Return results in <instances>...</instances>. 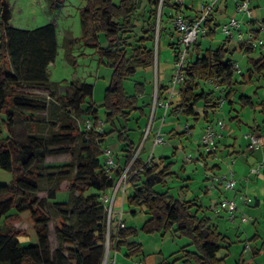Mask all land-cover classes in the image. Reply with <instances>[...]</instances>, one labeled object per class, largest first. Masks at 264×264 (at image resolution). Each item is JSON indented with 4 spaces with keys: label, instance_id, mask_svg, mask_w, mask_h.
Here are the masks:
<instances>
[{
    "label": "trees",
    "instance_id": "obj_1",
    "mask_svg": "<svg viewBox=\"0 0 264 264\" xmlns=\"http://www.w3.org/2000/svg\"><path fill=\"white\" fill-rule=\"evenodd\" d=\"M49 1L48 8L53 13L59 0ZM81 2V36L75 42L93 49L98 63L111 71L103 99L104 123L108 130L101 134L80 127L76 122L77 117L92 118L95 125L99 121L93 102L94 86L86 82L71 83V93L58 95L57 83L49 78V66L59 49L55 26L46 23L33 30L14 28L10 25L9 0H0V169L12 175L8 185L0 186V264H102L107 214L100 197L113 189L128 165L130 173L125 192L131 193L125 199L126 204L132 216L143 211L147 220L139 229H122L117 241L110 234V248L115 246L116 252L124 249V256L132 259L142 253L141 245L131 240L139 232L171 234L188 240L178 251L184 264H224L225 258L219 257V253L230 243L227 235L203 214L205 209L212 211V208H204L196 200L181 201L171 196L168 181L177 176L171 171L174 164L168 161L171 157L155 160L151 154L149 159L143 160L149 133L140 148L128 135L141 130L139 122L146 119L151 105L143 98L151 96L152 89L148 90L151 82L145 77L134 80L130 92L125 82L157 63L158 50L155 54L153 47L156 23H161L163 10L167 19L173 20L176 14L186 19L185 0L183 6L170 5V0ZM168 7L174 13L169 14ZM213 11L214 6L202 22L205 28L213 22ZM261 27L264 28V19ZM251 32L254 36L260 33L259 28ZM168 34L171 35L170 30ZM209 34L213 36V29ZM229 40L230 37H226L224 44L205 50L194 43L195 61H188L184 68L179 100L171 101L173 108L166 111L169 116L198 120V109L203 121L209 124L223 101L232 107L235 87L242 83L235 79L232 55L236 51L228 49ZM175 44L169 42V47L173 50ZM238 51L246 55L253 52L250 45L243 44ZM65 56L72 61L70 53ZM249 63L251 68L241 74V78L251 82L254 72L264 78V56L249 59ZM156 85L159 97L164 98L170 91L169 84L161 85L157 78ZM40 90H48V98L31 92ZM237 101L241 109L255 107L250 97L243 94L237 95ZM259 107L263 117L261 125H264V101ZM45 112L50 113L54 123H35L36 114ZM129 120H135L137 127L129 128ZM20 124L24 127L18 131ZM108 133L115 134L119 143H126L122 168L110 172L105 171L102 159L103 137ZM59 155H70L71 161L60 166L45 163L47 157ZM62 181H67L70 189L81 195L71 196L67 203H54V214L50 215L37 194L43 190L44 183L47 199L53 200ZM25 213L36 234L35 245L21 246L19 237L25 232L12 227ZM50 222L59 242L54 253H51L48 237ZM259 253V249H251L253 257Z\"/></svg>",
    "mask_w": 264,
    "mask_h": 264
},
{
    "label": "rangeland",
    "instance_id": "obj_2",
    "mask_svg": "<svg viewBox=\"0 0 264 264\" xmlns=\"http://www.w3.org/2000/svg\"><path fill=\"white\" fill-rule=\"evenodd\" d=\"M159 1L162 2V0ZM175 1L176 0H170V5ZM49 2H50L49 0H9L10 6H12V18L10 21V25L16 28L34 29L46 24L49 21L52 22V24L55 26L57 31V40H58L59 49L54 62L49 66V70H48L49 78L52 82L57 83L55 90L58 95L71 93L72 90L69 86L71 83L80 84L86 81L87 83L92 84L94 86L93 102L95 103L98 110L99 121L103 123L102 133H106L108 127L104 123L105 110L103 107V99H104V91L108 86L110 80L111 71L105 65L98 63V55L93 49L84 46L82 42H74L75 39L74 37L75 36L77 37V35H79L80 32L79 10L82 8L83 2H81V0H59L57 9L53 13L49 11L48 8ZM248 2L251 7L252 5L257 6L260 4L262 5L264 4V0H255ZM168 8H170L169 14L174 13L171 7ZM230 11H235V10L230 9ZM165 13L166 10H163L161 23L159 24L158 21V23H156L157 27L155 28L156 33H155V41L153 42V47L155 50V54L157 53L158 50L157 63L154 64V67H152V69H149L146 72H138L133 80L131 79L126 81L125 88L129 92L132 91L135 82L134 80L140 79V76L145 77V79L148 82H151V87L149 86L150 88L148 89L149 91L150 89H152L151 96H144L143 98V100L148 99L151 105L148 106L146 119H142L139 122V125L143 131L140 130L139 133L135 136H134L135 132H130L131 133L130 138L133 141H135L137 144H139V148H140L144 143V139L146 138L145 131H147V128H149L150 126L148 139L144 144V150L147 158L149 159L150 155L152 154L155 160H157L161 157H166V156L171 157L172 156L171 154L177 152L171 158L172 162L174 163L171 171L173 173H179L178 171L182 170L184 167L186 168L190 167L191 163L186 162L187 158H192L193 160L198 158L195 157L194 151H191V149H189L190 145L187 144V147L185 146H186V141L190 140L192 144L195 145L193 150L198 148L200 138L202 135V134L200 135L201 129L203 124H205V122L201 118V110L198 109H197V113H199L200 115V118L198 120H194L193 118H189L187 120L185 118H180L179 120H176L175 118H171V116H169L167 112L163 113L162 109L159 108L156 109L155 118L151 122L150 116L153 106V89L154 86L156 85L157 78H159V83H161L162 80L167 82L168 80L171 79L174 59H173L172 49L169 47V42L174 41L176 43L178 37L176 31H174L173 20H171L170 18L167 19ZM228 21L219 25L216 30L217 34L212 37L211 35L210 36L205 35L206 37L205 38L202 35V33L198 35L196 44L200 45L201 50H205L209 46L211 48H216L226 38V36L222 33L220 29ZM159 27L160 29L158 30ZM169 30L171 31V35L168 34ZM159 31L160 34L157 35ZM131 39L133 38L130 37L129 41H131ZM193 46L194 44H192L191 50L187 55L188 59H190V57L193 54L195 55V53L193 52L194 51ZM65 53H70L72 55L73 57L72 61L66 58ZM232 59L235 61V63L239 66L241 70L246 69V58L244 53L237 50L236 52L233 53ZM245 88H246V93L251 96L253 95L255 89L258 91L259 98L255 97L256 102L264 99V79L259 80V83L257 81H253L249 85H246ZM31 92L38 94L42 97L48 98V92H49L48 90L31 91ZM236 108H238L237 110L240 111V106H238L237 104H236ZM239 114H241L243 118L251 116V113L249 114L248 109L239 112ZM256 114L258 121L260 120L259 122H261L262 117L260 111L256 110ZM213 118L214 121L211 124L215 126L216 123L218 122V120L216 121V119H220L221 121L223 118L226 123L229 122L228 117H225L224 115L222 116V113L220 111H218ZM85 120L86 119L82 117L76 118L77 124L80 127L82 126L83 128H84ZM35 121H36L35 123L37 124H41L42 122L48 124L54 123V121H52L51 119L49 112L37 113L35 116ZM134 122L135 120H129L128 122L129 128L134 129L137 127ZM35 123L33 122V124ZM185 125L189 127V130L186 131L184 130L183 127ZM160 126L162 127V131L166 132V135H164V143L159 145H154L152 144L153 136L155 135L157 129ZM250 126L253 125L248 126L244 124L242 126V130L237 133L240 134L238 136L239 142H241L242 148L245 149L247 146V141L243 137L248 130H252ZM23 127L24 126L20 124L17 126V130L19 131ZM34 127L36 126L34 125ZM29 128L30 127L27 126V129ZM171 130H174L173 137L167 135ZM179 131L180 133L182 132V134H179L178 136L177 133H179ZM142 133L144 134L143 137L141 136ZM116 139H117L116 135L114 136L113 133L112 134L108 133L107 135H104L103 145H102L103 149H107L111 153V155L113 156L114 163H116L117 161L116 157L114 156L117 150L116 149L117 146L114 144H116L115 142H118ZM222 145H224V141L222 142L221 146ZM200 148L203 151V155H205L208 158L206 151L202 145H200ZM223 159L224 161L222 162V168L225 169H222V172L224 173L228 171L230 167L234 173L237 172L238 174V175L236 174L235 180L240 181V177L243 174V171L240 172V167H243L242 165L243 159L228 154H225ZM197 160L202 161L203 164H205L203 160L201 159H197ZM210 160L211 159H207V161ZM233 160L234 163H232ZM70 161H71L70 155L49 156L45 159V163L50 166L64 165V164H68ZM199 161H197L196 163L198 164L197 167L199 169H202L203 167L200 166ZM258 164H261L264 167V163L263 164L257 163L254 166H257ZM115 168H116V164H115ZM205 170L207 171V169ZM260 176L264 177L263 171L257 177ZM261 177L259 178L260 180L259 182L257 180H252L248 184H245V182L243 181V185H242L245 188V191L246 192L248 191V193H245L244 191L243 193L246 194V196H249L252 202H254V200H258L260 203L259 207H255L253 203L244 207L241 210L242 212L238 211L236 213V218L231 222L229 221L227 215H225L223 212L220 215H216L210 209L209 210L203 209L204 210L203 214L210 217L211 220L214 222V224L217 225L219 231L227 235L228 237V244L230 243L229 247L222 249L221 252L219 253V257L225 258L224 264H264V201H263L264 182H262ZM11 180H12V175L0 169V186L8 185L11 182ZM187 182H188L187 180L183 181L182 184L185 185ZM257 182L258 184H256ZM45 186L46 185H44L43 183L42 185L43 190L37 194V198L38 200L44 202L42 203V206L50 215L54 214V208H53L54 203H67L71 196L81 195L75 190H71L67 181H62L58 186V192L56 193L55 198L53 200H48ZM199 186L197 183L190 182V194L186 197L188 198L191 197L193 198V196L199 197L198 200H196V203L198 205H202L204 208L214 207V205L217 202H219L218 200L223 195L225 198H230V196L234 192V190L230 192L221 190L222 191L221 193L223 194L213 193L211 194L212 196L211 195L205 196L203 189L201 187L199 188ZM184 190L185 191H183L179 186L176 188L173 187L170 190V194L175 198L178 196L180 198L181 196L186 195V193L188 194V192H186V188H184ZM260 190L261 192H259ZM120 192L121 193L119 195L122 197V191ZM188 198H186V200H188ZM123 204L124 203H122L120 207L116 206L114 211L116 212L120 210ZM196 208L197 206H195L193 210H195ZM242 214H244L246 217H249V220L246 223H242L240 221ZM127 215L128 217L131 218V214H126V216ZM136 215L138 216L136 221L133 222L131 221L133 216L131 219L127 218L128 227L130 225L136 226L135 224L137 223L135 222H139V221L141 222V220H143V218L145 217L143 211H140ZM144 220L142 222H144ZM131 222L132 224H130ZM12 227H14L15 230L25 232L24 236L19 237V242L21 246L35 245L37 243L35 231L31 228L30 224L28 223L26 213L23 214L17 222H13ZM48 227H49L48 237H49L50 250L51 253H54V251H56L59 247V242L55 236L53 223L50 222ZM135 241L139 245H141L143 254L145 256L149 255V257L147 258L155 257L156 260L159 258L166 259L167 264H184V262L180 259L182 254L181 252L178 251L181 246L188 243L187 239H178L177 237H174L171 234L161 236L159 234L146 235L139 232L138 235L135 237ZM250 248L256 250L259 249L260 253L253 257L252 254H250L251 252ZM111 250L112 249L109 250L107 264H131L132 260H127L123 256L124 249L123 252L122 251L118 252L116 256H114V254H111ZM160 250H162L163 252L162 256L159 255Z\"/></svg>",
    "mask_w": 264,
    "mask_h": 264
},
{
    "label": "crops",
    "instance_id": "obj_3",
    "mask_svg": "<svg viewBox=\"0 0 264 264\" xmlns=\"http://www.w3.org/2000/svg\"><path fill=\"white\" fill-rule=\"evenodd\" d=\"M208 1H210V0H188V1L185 0L186 8L184 9V13H185V16L187 17L186 20L188 22L194 21L196 19V17H198L202 13L201 12L202 5L205 4V3H207ZM240 1L241 0H217V2L214 5V11H213V16H212L213 22L209 26V28H205L202 25V27L204 29V33H202V35L204 37H205V35H208L209 36L210 35L209 34V30H212V29H213V32H214L213 36L216 35L217 34V31H216L217 30V27L219 25H221L222 23H225L226 21H228V19L231 16H233V15L235 16V18L237 20H240L242 23H244L245 22V18L241 14H239V13H235L234 14L235 11H230V9L231 10L232 9L235 10L236 4L238 2H240ZM248 1H255V0H248ZM261 5L262 4L257 5V6L252 5V9H253V19L251 21H248V23H247V21L245 22V23L248 24L247 29L249 30V32H251V30L258 29L261 26V21L264 19V4L262 6ZM11 18H12V6H11ZM47 23H52V22L49 21ZM14 28H16V27H14ZM18 29L33 30V28H31V29H28V28H18ZM247 33H248V31L244 33V36H243L244 40H246V37L248 35ZM261 33L264 34V32H261ZM80 36H81V31L79 32V35H77V37L76 36L74 37L75 38L74 39V42ZM224 42H225V39L218 46L224 44ZM242 44L245 45V46L247 45L246 42L237 41L236 39H234L233 37H231L230 40H229V42L226 45H227V47H228V49L230 51H237L238 50V47L240 45H242ZM212 49H215V48H212ZM252 50H253V52L251 54H249V55H246L245 54V58H246V69L245 70H242L243 71V74L246 73L249 68H251V65L249 63V59L257 60L261 56H264V53L258 51L257 50V47H252ZM240 52H242V51H240ZM195 58L196 57L193 54L190 57V59H188V61L194 62L195 61ZM235 79L237 81L241 82L242 84H238L235 87V93L236 94L233 97L234 98V101H235L234 104L232 105V107H230L227 104V102H224L223 101L222 102V105H221V107L219 109V111L222 113V116L224 115L225 117H228L229 122L226 123L223 118L221 120L224 123V127H223V130L221 131V138L218 140L217 145H216L217 152H218V153H216L217 156H213V155L212 156H209L206 153L207 156H208V158H207L205 155H203V151L200 148V145H201L200 142H199L198 148L196 146L197 149L193 150V148H194L195 145L192 144V142L190 140H187L185 147H187V144L190 145V148L189 149H191V151H194L195 157H198V158H196L195 160H193V159H190L189 160L187 158L186 159V162L187 163H191L190 167H188V168L184 167L182 170H179L178 171L179 173H175V174H177V176L175 178L171 179L172 182H171V180L168 181V191H169V194H170V190L173 187L176 188V187L179 186L183 191H185L184 188H186V192H188V194L186 193V195L181 196V197H184L185 199L184 198H181V197L179 198V196L176 197L177 199H179L181 201H192V200H198V198H199L197 196H193V198L192 197L191 198L186 197V196H188L190 194V182L197 183L198 186L200 185L199 188L201 187L203 189V192H204L205 196L211 195L213 193L223 194V193H221L222 192L221 190H224V189H223L222 185L218 182L217 177L222 176V175H227V172L228 171H226L224 173L222 172V169H225V168H222V162L224 161L223 158H224V155L225 154L232 155L234 157L235 156L236 157H240V158L243 159V162H242L243 167H240V172L243 171V174L240 177V181L235 180L236 181V189L234 190V192L232 193V195L230 196V198H235L240 193H243V191L245 193H248V191L246 192L245 191V188L242 186L243 185V181L245 182V184H248L252 180H257L258 182L260 181L259 178L261 176L260 177L252 176V175L248 174V172H249V169L251 167H254L255 164H257V163H262L263 164L264 163V146L260 150H258V151L249 152L247 150V147H246V149L245 148H242L241 142H239V138H238V136L240 134H237V133L242 130V126L244 124L245 125H248V126L249 125H253V126H250L252 130L257 131L259 133H264V125H261V122L263 120V117L261 115L262 119H261V122H259L260 120L258 121L257 114H256V110H260L259 103L262 102V101H264V99L256 102L255 101V97L259 98L258 97V91L255 89V91L253 92V95L251 96V95H249V94L246 93V88H245L246 85H249L253 81H257L259 83V80L264 79V78L261 77V76H259L256 72H254L253 73V76H252V81L251 82H249V81L245 82L241 78L240 75L238 76V74H237V76H235ZM158 80H159V78H158ZM169 82H170V80H168L167 82L162 80V82L160 84L167 87L168 84H169ZM259 88H260V86H259ZM179 89H180V87H178V88H176L174 90V93L172 94V98H171V101L172 102H176V101L179 100ZM242 94L245 95V96L250 97L251 101L255 104L254 109H250L248 107L241 109V107H240V111L237 110L238 108H236V104L238 106H240V103L237 101V95H242ZM145 101L148 103V100L147 99H145ZM157 108L162 109L161 107H158V106L154 109L153 119L155 118V111H156ZM172 108H173V106H172ZM246 109L249 110V114L251 113V116L243 118V116H241V114H239V112L244 111ZM162 111L164 113V109H162ZM171 118H175V117L171 116ZM246 118H247V120H246ZM175 119L176 120H179L180 118H175ZM217 120L219 121L220 119H216V121ZM205 126H206V123L203 124L200 135L202 134L203 130L205 129ZM159 129H160V131L164 135H166V132L162 131V127L161 126L157 129V132H158ZM216 129H217V131H220L217 127H216ZM141 131H143L142 128H141ZM138 133H139V131L135 132L134 133V136L137 135ZM130 134L131 133L129 132L128 133L129 138L131 137ZM179 134H182V132L180 133V131H179V133H177V135L179 136ZM167 135L173 137L174 130H171ZM114 136H115V134H114ZM130 140H132V139L130 138ZM223 141H224V145L221 146V144H222ZM133 142L136 143L135 141H133ZM115 143L116 144H114V145L117 146V148H116L117 150H116L114 156L116 157V160H117L116 163H115L116 164V169H118V168H122L123 163H124V157H125V151H126V143H119V142H115ZM197 144H198V142H197ZM176 153H174V155ZM171 155L173 156V154H171ZM172 156H171V158H172ZM166 157H169V156H166ZM171 158L168 161H172ZM142 159L143 160L148 159L147 156H146V154H144L142 156ZM197 159L203 160L205 162V164H206V167H204L205 166L204 165V166H202L203 167L202 169H199L197 167L198 164H196L197 161H199ZM207 159H211V160L210 161H207ZM235 163H236V161H235ZM205 169H207V171ZM198 170H200V171H198ZM246 172H247V174H246ZM236 174H237V172L234 173V179L236 177ZM261 179H262V182H264L263 177H261ZM186 180L188 182L189 181L190 182L189 183L187 182L185 185H183L182 184L183 181H186ZM258 182L256 184H258ZM179 184H181V185H179ZM261 190H262V188H261ZM261 190L259 192H261ZM112 192H113V189H111V190L108 191L109 194H111ZM120 193L121 192L119 191L118 194H117V196H116V198H115V200H114V208H116V206L117 207H120V205L122 203H124L122 205L123 206V209H124L123 210V214H124L123 215V220H124V222L126 224V227H128V225H127V218H130V217H128V215L126 216V214H130V209L128 208V206L126 204L125 199H126V197L128 195H130L131 192L129 190L126 191L125 192V196L123 198L119 195ZM186 198H188V200H186ZM224 198L225 197L223 195L218 201H220V200H222ZM252 203L254 204L255 207H259V205H260V203H259L258 200H254V202H252V200H251L250 204H252ZM144 215L146 217V218L145 217L143 218V220L145 219L144 220V222H145L147 220V216H146L145 212H144ZM131 218H132V215H131ZM137 218H138V216L135 215V216H133V218L131 219V221L132 222L133 221H136ZM143 220H141V222ZM132 222L130 224H132ZM141 222L140 221L139 222H135V223H137V224H135L136 226L130 225L129 227L138 229L144 223V222H142V223ZM131 240L134 241V242H136L135 241V238L134 239H131ZM121 251L123 252V249ZM250 251H251V249H250ZM117 253L118 252H116L115 246H114L112 248V250H111V254H114V256H116ZM250 254H251V252H250ZM159 255H161V256L163 255L162 250L159 251ZM247 255H248V253H247ZM123 256H124V253H123ZM147 257H149V255L148 256H145L143 254V251H142L141 254H139L138 256H136V257H134L132 259H128V258H126L124 256V258H126L127 260H132L131 264H135V262H138V261L142 262L143 264H167L166 263V259L159 258L160 260L159 259L156 260L155 257H151V258H147Z\"/></svg>",
    "mask_w": 264,
    "mask_h": 264
},
{
    "label": "built area",
    "instance_id": "obj_4",
    "mask_svg": "<svg viewBox=\"0 0 264 264\" xmlns=\"http://www.w3.org/2000/svg\"><path fill=\"white\" fill-rule=\"evenodd\" d=\"M217 0H210L207 3L203 4L201 7V14L196 18L194 21L188 22L186 19L183 18L182 15L176 14L173 18L174 23V31H176L178 37L176 40V44L174 49L172 50L173 53V70L172 75L169 83L170 91L164 97H159L157 93V85L154 86L153 89V106L151 112V122L153 120L154 109L158 106L164 109V113L172 108L171 105V98L174 90L180 87L181 83L184 80V68L188 63L187 55L191 50L192 44H194L197 40V37L200 33H204V29L202 27V22L206 20L209 11L215 5ZM174 3H177L180 6H183L184 0H176ZM235 13L241 14L245 20L251 21L253 19V9L249 5L248 1H240L235 6ZM245 21V22H246ZM242 23L240 20H237L235 16H232L229 21L224 24L221 28L222 33L226 37H233L237 41L246 42L247 45L251 47H257V50L264 53V32L263 27H259V35L254 36L253 33L249 32L247 29L248 24ZM202 28V30H201ZM248 31V35L246 40H244L243 36L244 33ZM156 64V61H155ZM233 69L235 70L236 74L241 75L243 71L239 68V66L234 63L232 65ZM216 127L220 130L217 131ZM224 123L223 121H218L216 126L209 123L206 124L205 129L202 132L200 138V144L205 149L206 153L209 156H216L217 153V142L221 138V131L223 130ZM84 128L87 130H95L97 133L103 132V123L98 121L95 125V121L92 118H87L84 122ZM184 130H189V127L185 125ZM150 131V126L145 131V135ZM244 139L247 141V150L249 152H255L260 150L264 146V133H259L254 130H248L244 134ZM164 143V134L158 130V132L153 136V144L159 145ZM138 152V151H137ZM136 152V153H137ZM102 159L104 163V168L106 172H110L115 168V163L113 160V156L107 149H102ZM189 160L192 158H188ZM234 163V160L232 161ZM200 166H204L202 161H199ZM263 165L258 164L257 166L251 167L249 169V174L252 176H259L260 173L263 171ZM129 165L122 171L120 176L117 178L115 185L113 187V192L109 194L108 192L100 197V201L103 203L105 207V211L107 214V221H106V235L104 241V262L107 264L109 250L110 248V234L118 237V233L125 228V223L123 221V206L120 210L114 211V200L119 191H122V198L125 194V187L127 181L129 179ZM218 182L222 185L224 191L230 192L235 190L236 188V181L234 179V172L229 167L227 175H222L217 177ZM251 202L250 197L246 196L244 193H240L235 198H224L217 202L214 207H212V212L216 215H220L222 212L225 213L229 219V221H233L236 218V213L238 211L242 212L241 210L248 206ZM242 206V208H241ZM249 220V217H246L244 214L241 215L240 221L242 223H246ZM103 262V264H104ZM135 264H143L142 262L138 261Z\"/></svg>",
    "mask_w": 264,
    "mask_h": 264
},
{
    "label": "water",
    "instance_id": "obj_5",
    "mask_svg": "<svg viewBox=\"0 0 264 264\" xmlns=\"http://www.w3.org/2000/svg\"><path fill=\"white\" fill-rule=\"evenodd\" d=\"M104 262V261H103ZM103 262H102V264H103Z\"/></svg>",
    "mask_w": 264,
    "mask_h": 264
},
{
    "label": "bare ground",
    "instance_id": "obj_6",
    "mask_svg": "<svg viewBox=\"0 0 264 264\" xmlns=\"http://www.w3.org/2000/svg\"><path fill=\"white\" fill-rule=\"evenodd\" d=\"M105 263V262H104Z\"/></svg>",
    "mask_w": 264,
    "mask_h": 264
},
{
    "label": "clouds",
    "instance_id": "obj_7",
    "mask_svg": "<svg viewBox=\"0 0 264 264\" xmlns=\"http://www.w3.org/2000/svg\"><path fill=\"white\" fill-rule=\"evenodd\" d=\"M103 262V261H102Z\"/></svg>",
    "mask_w": 264,
    "mask_h": 264
}]
</instances>
